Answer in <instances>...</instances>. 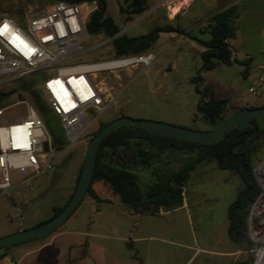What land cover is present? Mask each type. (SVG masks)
Wrapping results in <instances>:
<instances>
[{
    "label": "rangeland",
    "instance_id": "1",
    "mask_svg": "<svg viewBox=\"0 0 264 264\" xmlns=\"http://www.w3.org/2000/svg\"><path fill=\"white\" fill-rule=\"evenodd\" d=\"M178 1L174 0L175 3ZM216 1L224 0H196L187 14L179 13L170 20L169 9L173 0H146V11L140 15L130 14L133 0H107L108 16L115 20L123 34L130 37L148 35L158 28L171 27L182 32L162 31L153 48L144 53L154 55L148 66L141 64L122 71L95 73L94 83L114 87L106 92L114 98L111 107L91 133L74 146L68 147L67 144L57 152L53 170L31 181L32 190L21 185L12 195L0 196V239L51 220L54 209L66 205L76 191L88 146L102 124L127 117L210 131L212 126L198 111L199 95L194 79L199 76L203 78L199 84L201 90L211 87L217 97L229 101L227 115L264 107V83L260 82L264 79V0H244L239 4V19L235 22L237 35L230 43L232 64L219 63L212 71H202L201 54L205 48L199 40L210 39V34L202 30L212 9L211 4ZM224 3L215 6L220 9ZM52 6L49 0H0V21L5 17L25 20L47 12ZM108 41L104 35H90L85 45L88 53L77 63L117 59L113 44ZM250 88L257 89L259 96L252 94ZM11 100L13 98L6 99L3 104ZM27 110L28 106L20 105L12 108L9 114L13 116V122H17L27 118ZM88 116L93 118L91 111ZM151 152L156 167L163 171L178 170L191 158L182 151L160 155L158 151ZM257 157L258 163L264 159V145ZM132 170L141 176L143 187L150 183L148 170L143 167ZM11 177L14 184H21L26 179L17 172H11ZM93 187L103 199L100 203L86 195L76 212L49 237L13 246L4 258L0 251V264H144L146 262L140 261L139 250L148 245H161L159 242L137 240V229L141 228V221L147 220L159 232L166 224L168 229L173 228L166 229L169 239L178 241L185 238L193 246L189 257L198 253L188 264H232L230 258H218L203 252V249L231 250L228 212L242 188V181L236 173L219 169L214 161L203 163L192 173L185 188L184 207L164 210L170 213L147 215L142 219L133 215L132 209L123 204L109 186L96 183ZM14 198L21 201V215L14 209ZM175 223L181 224V230ZM169 252L173 256L171 262L178 263L177 247L170 246ZM251 256V251H243L242 261Z\"/></svg>",
    "mask_w": 264,
    "mask_h": 264
},
{
    "label": "trees",
    "instance_id": "2",
    "mask_svg": "<svg viewBox=\"0 0 264 264\" xmlns=\"http://www.w3.org/2000/svg\"><path fill=\"white\" fill-rule=\"evenodd\" d=\"M49 2L52 4L58 2L95 4L96 9L91 13L87 23V31L91 36L104 35L107 38H113L122 31L115 20L107 14V0H49ZM145 3L146 0L141 1L130 14L140 15L144 13L146 11ZM238 18V7L233 6L212 16L205 25L202 32L209 33L210 39L207 41L199 40L205 48L201 54L202 71H212L216 69L219 63L232 64L233 51L230 40L236 38L235 22ZM162 31L182 32L170 27L158 28L148 35L138 37L123 34L112 42L114 52L118 58L147 53L153 48ZM40 79L41 75H33L19 82L14 90L24 93L30 98L46 123L55 148L63 149L67 146V140L59 118L43 100L37 83ZM202 81L201 76L194 79V83L197 85L196 92L199 95L198 111L204 121L213 127L221 120L231 116L227 115L229 101L217 97L211 87H205L201 90L199 84ZM2 96L3 94L0 92V99ZM106 125L102 124L94 137ZM263 145L264 119L253 120L250 126L246 128H234L224 138L211 144L176 140L136 126L119 127L103 141L100 147L94 179L87 195L100 203L102 201L100 194L93 186L96 183H102L109 186L118 195L121 202L129 206L133 212L140 215L155 216L160 214L162 210H171L183 206L185 188L192 173L201 164L214 161L219 169L236 173L242 181V188L238 197L229 207L228 235L234 246L252 253L249 259L239 261L236 264H253L254 253L252 251L255 244L249 232L248 220L251 208L261 191L255 177V168L258 163V152ZM152 150L158 151L159 155L182 151L191 155V158L178 170L163 171L156 167ZM134 167H143L151 173V181L145 187L142 185L141 176L132 170ZM82 170L83 165L77 185ZM72 197L73 195L69 201ZM65 206L55 208L53 218L60 214ZM10 248L0 249L2 258L7 256Z\"/></svg>",
    "mask_w": 264,
    "mask_h": 264
},
{
    "label": "built area",
    "instance_id": "3",
    "mask_svg": "<svg viewBox=\"0 0 264 264\" xmlns=\"http://www.w3.org/2000/svg\"><path fill=\"white\" fill-rule=\"evenodd\" d=\"M92 12V3L58 2L38 16L21 21L5 17L0 21V92L3 94L0 99V196L12 195L21 185L32 190L31 181L53 170L58 155L46 123L26 95L14 90V85L41 75L43 80L37 83L43 100L59 118L68 147H72L93 131L114 101L97 88L93 81L95 73L122 71L141 64L148 66L154 58L150 53L77 63L88 53L87 23ZM118 37L109 38L108 42ZM260 82L264 83V79ZM10 92L13 94L9 95ZM250 92L259 96L255 88H250ZM20 94L24 101L19 100ZM20 105L28 106L27 118L13 122L9 111ZM90 111L92 119L88 116ZM46 142L49 152L44 149ZM11 172L19 173L25 181L14 184ZM255 177L261 191L251 208L248 224L255 244L253 264H264V159L257 164ZM17 199L13 200L14 209L21 215V201Z\"/></svg>",
    "mask_w": 264,
    "mask_h": 264
},
{
    "label": "water",
    "instance_id": "4",
    "mask_svg": "<svg viewBox=\"0 0 264 264\" xmlns=\"http://www.w3.org/2000/svg\"><path fill=\"white\" fill-rule=\"evenodd\" d=\"M142 0H136V3ZM96 9V5L92 4V11ZM123 35V32L118 34ZM20 101L25 98L18 96ZM264 119V107L243 109L235 114L221 120L210 131H198L189 128L174 126L167 123L134 120L127 117H121L107 124L90 142L83 164L82 174L77 185L73 197L65 206L63 211L53 219L43 224L20 231L16 234L0 239V249L13 247L25 242L40 240L49 237L56 230L62 227L68 219L76 212L84 198L88 194V190L94 179L98 153L103 141L119 127L136 126L143 130L154 134L166 136L168 138L202 144H211L224 138V136L234 128H246L250 126L253 120ZM46 152L50 151L49 143L44 144ZM62 148H55L56 152H60Z\"/></svg>",
    "mask_w": 264,
    "mask_h": 264
},
{
    "label": "crops",
    "instance_id": "5",
    "mask_svg": "<svg viewBox=\"0 0 264 264\" xmlns=\"http://www.w3.org/2000/svg\"><path fill=\"white\" fill-rule=\"evenodd\" d=\"M224 1L226 3H224V5H221L222 7L220 9H218L215 6L216 4L218 5V3L222 4ZM224 1L223 2L216 1V3L211 4L212 9H211L209 15H207L206 24L208 23L210 18L212 16H214L215 14H217L221 11H224L228 8H231L233 6H237L239 9V4L244 2V0H224ZM195 2H196V0H179V3H176L177 5L178 4L182 5L179 13H181V15L187 14L191 10V8L195 4ZM176 4L173 0L174 6H172V7L173 8L176 7L177 6ZM169 15L171 16L169 18L170 20L174 19L175 15H171L170 9H169ZM236 35H237V33H236ZM230 43H231V40H230ZM95 84L103 92H107L111 89H114L113 86H108L106 84L102 85L104 88L99 83L95 82ZM100 198L102 199L101 196H100ZM185 204H186V198L184 200V204L182 207H184ZM132 213L136 217H140V219H142V217H144V216L145 217L147 216V215L137 214L133 211H132ZM169 213L170 212H166V211L162 210L160 212V214H158V216H160L162 214H169ZM163 225L164 226H161L162 231L159 232V230L157 228H155L154 224L151 223L150 221H148V220L145 222L141 221V228L137 229V236H138L137 240L140 242H148V241L159 242L162 246L161 245H157V246L148 245L147 247L143 248L142 250H139L140 257H141L140 261L142 263L146 262L144 264H175V263L171 262V257H173V256H172V253L169 252V247L174 246V247H177V254H178V256H176V258L178 259V263H176V264H188L189 262H191V260L197 255L198 252H196L195 255L190 258L189 254H190V251L193 249V246L190 243H188L185 238H181L178 241H174L173 239H169L171 237H168V235H169L168 230H170V229L172 230L173 228L168 229V227L165 226L166 224H163ZM174 225H179L177 227L179 230H181V228H180L181 224L180 223H175ZM139 229H141V232H138ZM151 229H152V231H151ZM166 229H168V230H166ZM179 232L180 231H178V233ZM143 234H146V235H143ZM228 237H229V235H228ZM229 241L231 243V250H229V251L217 249V247H210V248L206 247V249H203V252H208L210 255H214L215 257H218V258H223V257L230 258L232 261V264H236L237 262L242 261L243 250H240L239 248L234 246V244H232L230 238H229Z\"/></svg>",
    "mask_w": 264,
    "mask_h": 264
},
{
    "label": "bare ground",
    "instance_id": "6",
    "mask_svg": "<svg viewBox=\"0 0 264 264\" xmlns=\"http://www.w3.org/2000/svg\"><path fill=\"white\" fill-rule=\"evenodd\" d=\"M179 2V1H178ZM182 3V2H181ZM176 4V3H175ZM177 5V4H176ZM185 5V4H184ZM172 6H174V5H172ZM170 7V11H171V15H176V14H178L179 12H180V10H181V7H180V5H177L176 7ZM186 6V5H185ZM103 87V86H102ZM104 88V87H103ZM102 88V89H103Z\"/></svg>",
    "mask_w": 264,
    "mask_h": 264
},
{
    "label": "flooded vegetation",
    "instance_id": "7",
    "mask_svg": "<svg viewBox=\"0 0 264 264\" xmlns=\"http://www.w3.org/2000/svg\"><path fill=\"white\" fill-rule=\"evenodd\" d=\"M139 3H136V0H133V2L131 3V6L129 7V11L132 12L138 6Z\"/></svg>",
    "mask_w": 264,
    "mask_h": 264
}]
</instances>
